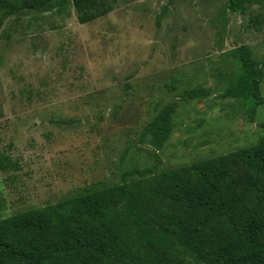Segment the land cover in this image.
<instances>
[{
    "label": "rangeland",
    "instance_id": "obj_1",
    "mask_svg": "<svg viewBox=\"0 0 264 264\" xmlns=\"http://www.w3.org/2000/svg\"><path fill=\"white\" fill-rule=\"evenodd\" d=\"M107 2L85 24L69 0L13 13L0 4V154L17 165L0 172V218L264 137V102L250 118L252 102L220 96L239 73L230 52L244 46L264 101V0L242 13L228 0ZM195 87L207 95L178 98ZM171 102L173 128L155 151L140 134Z\"/></svg>",
    "mask_w": 264,
    "mask_h": 264
},
{
    "label": "trees",
    "instance_id": "obj_2",
    "mask_svg": "<svg viewBox=\"0 0 264 264\" xmlns=\"http://www.w3.org/2000/svg\"><path fill=\"white\" fill-rule=\"evenodd\" d=\"M66 0H0L9 13ZM79 24L110 11L107 0H69ZM228 0L232 12L242 3ZM239 73L222 98L257 105L262 74L246 47L231 50ZM199 87L181 100L205 97ZM176 102L140 134L158 151L173 128ZM264 130V123L259 124ZM17 169L0 154V172ZM1 206V205H0ZM264 264V137L236 151L159 173L154 166L121 174L118 184L0 218V264Z\"/></svg>",
    "mask_w": 264,
    "mask_h": 264
}]
</instances>
